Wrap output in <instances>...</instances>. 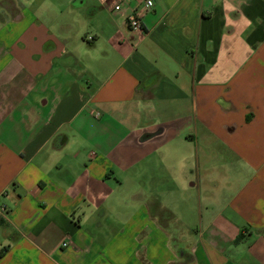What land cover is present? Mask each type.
Here are the masks:
<instances>
[{"label":"crops","instance_id":"1","mask_svg":"<svg viewBox=\"0 0 264 264\" xmlns=\"http://www.w3.org/2000/svg\"><path fill=\"white\" fill-rule=\"evenodd\" d=\"M152 1L0 0V264H264V0Z\"/></svg>","mask_w":264,"mask_h":264},{"label":"rangeland","instance_id":"2","mask_svg":"<svg viewBox=\"0 0 264 264\" xmlns=\"http://www.w3.org/2000/svg\"><path fill=\"white\" fill-rule=\"evenodd\" d=\"M232 163H233V166H231V167L225 166V167L230 168V170H232V168H233V171H234V168L237 167L238 162H236L234 160ZM202 165L203 164L200 165L199 170L197 172L198 187H200L201 189L205 190V192H207V193H211L212 194V198L215 197L216 199H219L220 195H216V188L220 189L222 187L221 186L222 179L220 177H218L217 179H215V176L214 175L210 176L212 173H208L207 172V173L204 174L203 173L204 166L202 167ZM218 165H221V164H218ZM191 170L194 173V168L193 167L191 168ZM187 173H189L188 170H187ZM193 173H192V175H193ZM185 176L186 175H184V178L180 174L173 176V179L171 180V183H172L171 186L174 187V188H176V189H181L183 186H187L188 187V184L186 183V181H187L188 178H186ZM195 176L196 175H194V177L192 179V182L193 183L196 182ZM203 190H202L201 193H203ZM238 244L241 245L242 244V241L239 240V243Z\"/></svg>","mask_w":264,"mask_h":264},{"label":"built area","instance_id":"3","mask_svg":"<svg viewBox=\"0 0 264 264\" xmlns=\"http://www.w3.org/2000/svg\"><path fill=\"white\" fill-rule=\"evenodd\" d=\"M100 2L104 5L106 4H111V7L113 9V11H120L121 10V5L120 2L121 0H100ZM143 6L146 10H149L153 7V1L152 0H143ZM128 25L129 28L135 31H141V21L139 19V17L136 15V13H131L128 18ZM89 40H91L89 38ZM4 213L3 210H0V215H2ZM63 247H67L68 244L67 243H63L62 245Z\"/></svg>","mask_w":264,"mask_h":264}]
</instances>
